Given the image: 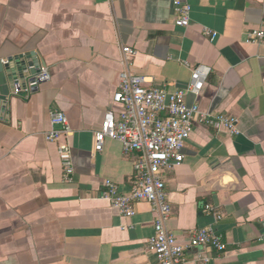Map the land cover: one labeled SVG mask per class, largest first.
I'll return each instance as SVG.
<instances>
[{"label": "crops", "instance_id": "crops-1", "mask_svg": "<svg viewBox=\"0 0 264 264\" xmlns=\"http://www.w3.org/2000/svg\"><path fill=\"white\" fill-rule=\"evenodd\" d=\"M189 2L184 29L174 0H0L2 62L32 52L51 75L35 90H27L31 74L18 91L7 78L0 89V264H159L147 251L151 206L139 203L126 218L102 197L106 182L130 192L136 155L117 141L96 152L94 133L122 73L174 90L188 86L199 64L212 72L188 102L238 118L239 133L195 126L184 162L166 178L168 230L185 239L214 226L223 235L224 254L192 249L187 264H204L202 253L211 264H264V46L245 42L264 29V0ZM124 47L135 55L125 59ZM52 110L72 130L55 143L45 137ZM63 144L73 157L70 180Z\"/></svg>", "mask_w": 264, "mask_h": 264}, {"label": "built area", "instance_id": "built-area-1", "mask_svg": "<svg viewBox=\"0 0 264 264\" xmlns=\"http://www.w3.org/2000/svg\"><path fill=\"white\" fill-rule=\"evenodd\" d=\"M173 8L175 25L187 29L192 14L189 0H174ZM204 33L212 40L218 35L210 29H205ZM245 42L264 46V29L247 32ZM123 53L126 59L134 56L135 50L124 47ZM184 65L189 66L187 62ZM191 68L188 86L174 90L167 86L152 87L142 76L128 71L122 73L112 105L94 133L96 152L102 153L107 141H117L122 144L125 154L136 155L130 192L121 194L116 184L106 182L102 197L111 199L113 207L126 218L136 214L135 206L139 203L151 206L156 219L154 233L147 241V251L155 255L159 264H187V252L192 249L215 250L217 254H224L227 248L223 235L214 226L192 230L184 236L185 239L168 230L172 207L166 178L170 171L184 162L183 150L195 126L203 124L226 129L231 134L239 133L238 118L203 111L197 102H188L189 96H200L212 72L210 67L200 64ZM33 78L28 80L27 90L49 82L51 75L47 68L40 67L39 74ZM21 82L16 80L17 91L21 89ZM49 115L52 129L45 136L48 142L55 143L62 136L71 135L64 112L52 110ZM59 153L66 178L70 180L74 164L69 145H60ZM220 218L215 215L216 220ZM199 258L204 264L213 261L203 253Z\"/></svg>", "mask_w": 264, "mask_h": 264}, {"label": "water", "instance_id": "water-1", "mask_svg": "<svg viewBox=\"0 0 264 264\" xmlns=\"http://www.w3.org/2000/svg\"><path fill=\"white\" fill-rule=\"evenodd\" d=\"M37 61L34 53H28L25 55L18 56L16 58H9L4 64L0 59V89L7 86V82H13L17 79L25 80L27 75L31 74V78L35 77L40 72V64L36 65L34 62ZM12 64H15L16 68L12 69ZM7 73L9 75H7ZM7 75V77H6ZM5 78L7 79L5 80ZM34 82V78H33ZM35 86L33 89H37Z\"/></svg>", "mask_w": 264, "mask_h": 264}]
</instances>
